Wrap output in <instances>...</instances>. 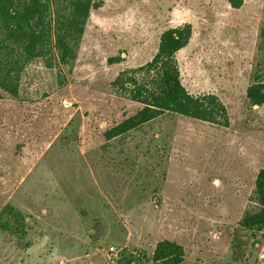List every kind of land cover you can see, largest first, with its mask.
Listing matches in <instances>:
<instances>
[{"label":"rangeland","instance_id":"rangeland-1","mask_svg":"<svg viewBox=\"0 0 264 264\" xmlns=\"http://www.w3.org/2000/svg\"><path fill=\"white\" fill-rule=\"evenodd\" d=\"M99 1L73 67L35 59L17 97L1 92L0 264H163L151 258L164 240L183 246L181 264H264V230L240 223L264 168V105L246 97L264 0ZM185 23L182 82L218 95L230 125L166 114L106 143L140 107L113 80Z\"/></svg>","mask_w":264,"mask_h":264},{"label":"trees","instance_id":"trees-1","mask_svg":"<svg viewBox=\"0 0 264 264\" xmlns=\"http://www.w3.org/2000/svg\"><path fill=\"white\" fill-rule=\"evenodd\" d=\"M240 8L244 0H228ZM99 0H0V95L14 97L20 93L27 67L41 59L51 69L62 72V66L73 67L93 9ZM193 35L191 23L166 29L160 36L158 49L146 63L123 69L112 82L117 95L139 104L136 112L104 131L106 143L124 138L159 117L172 114L220 126L230 125L226 104L215 93L190 92L182 82L177 54ZM261 59L247 88L251 106L264 105V15L260 31ZM121 56L109 62H120ZM250 208L241 219L248 230H264V168L258 172L250 195ZM15 222L24 221L21 212L6 205L3 215ZM152 261L181 264L185 259L183 246L174 241H160Z\"/></svg>","mask_w":264,"mask_h":264}]
</instances>
